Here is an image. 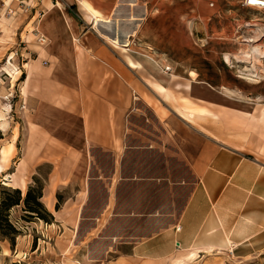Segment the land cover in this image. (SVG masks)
<instances>
[{
  "label": "rangeland",
  "instance_id": "obj_1",
  "mask_svg": "<svg viewBox=\"0 0 264 264\" xmlns=\"http://www.w3.org/2000/svg\"><path fill=\"white\" fill-rule=\"evenodd\" d=\"M73 2L0 0L1 118L13 123L25 118L21 112L29 110L24 89L27 75L34 68L38 70L46 65L51 46L55 45L53 54L71 56L69 43L81 33L69 17L73 15L79 22L76 15L81 10ZM224 4L231 5L227 1ZM50 8H53L50 16H44ZM227 9L232 10L230 14L221 10L206 19L191 18V23H199L201 27L194 28L189 40L179 37L180 44H131L134 52L127 53L110 44L117 52L114 51L116 59L130 55L141 61L145 57L139 52L150 58H146L150 61L145 64L147 69L130 68L150 85L137 81V93L128 117V135L119 160L116 162L110 152L93 151L95 159L86 173L85 207L74 211L73 226H48L52 223L29 215L23 203L13 207L10 218L21 233L13 248L8 240L0 239V264H108L120 253L124 239L147 236L171 225L195 185L196 176L188 158L198 150L196 143L204 137L237 151L240 158L264 162V53H259L264 50V11L243 8L239 3ZM247 23L260 27V37L254 41H244L245 36L255 33ZM216 28H223L222 36H217ZM41 35L46 42L39 40ZM251 48L254 56L238 57L240 52ZM153 60L163 62L160 65L163 71ZM35 61L39 63L37 67L33 65ZM166 65L172 66V70L166 72ZM192 71L196 72L195 76ZM57 73L65 78L72 76V65H58ZM151 82L162 83L169 91L160 86L155 89ZM30 83L34 88L39 81L33 79ZM195 109L202 114L194 117ZM56 112L51 114L55 131L65 133L81 146L80 119L67 121ZM65 124L69 125L68 129L63 128ZM0 127L5 137L0 139V147L5 152L10 148L8 144L18 138L19 129L8 127L2 131L4 127ZM22 141L21 137L14 144L9 163L0 162V174L5 171L0 176V190L19 188L25 196L30 186L46 185L52 165L43 161L31 170L24 169L20 164L25 147ZM116 170V176H112ZM15 172L17 178L13 182L9 175ZM24 180L25 190L19 187ZM75 191L73 183L62 187L58 193L60 205L65 197H73ZM107 203L109 209L99 221ZM152 215L160 219L153 223L148 219ZM248 243L236 254L231 250L215 251L204 264H264V238ZM201 262L190 260L177 264Z\"/></svg>",
  "mask_w": 264,
  "mask_h": 264
},
{
  "label": "crops",
  "instance_id": "obj_2",
  "mask_svg": "<svg viewBox=\"0 0 264 264\" xmlns=\"http://www.w3.org/2000/svg\"><path fill=\"white\" fill-rule=\"evenodd\" d=\"M73 1L81 10L76 16L82 28L75 16L68 15L81 29L78 39L69 43L71 56L55 55L51 51L55 45L51 46L46 65L38 70L34 68L27 75L28 84L24 89L29 110L21 112L25 113V118L13 123L0 117L2 131L8 127L19 129L18 138L8 144L10 148L3 152L0 147L1 165L9 163L14 144L21 137L25 147L20 164L24 169L31 170L43 161L51 163L42 201L55 217L48 226L60 228L73 226L74 211L85 207L84 194L88 190L85 180L95 159L93 151L110 152L116 162L119 160L128 135V117L137 93V81L149 84L145 77L131 71L147 69L148 55L139 52L145 57L141 61L130 55L123 60L118 56L116 59V50L110 44L125 53L134 52L131 44H180L179 37L189 40L194 28L201 27L194 21L191 23V18L206 19L221 10L230 14L232 10L227 7L239 3V0ZM226 1L231 5L224 4ZM210 2L215 6H210ZM52 4L55 6L53 1ZM51 11L53 8L45 11L44 16H50ZM97 17H101L98 26L95 25ZM215 33L222 36L223 28H216ZM117 37L122 45L112 42ZM154 62L163 71L160 66L163 62ZM33 65L37 67L39 63L35 61ZM58 65H72V76L61 77L62 73H57ZM192 75L196 72L192 71ZM33 79L39 81V87L35 84L31 88L29 81ZM154 83L151 82L155 89L160 86L168 90L162 83ZM56 111L64 120L80 119L81 146L65 133L55 131L51 114L56 115ZM195 111L194 117L202 114ZM63 128L68 129L69 125ZM196 145L198 150L188 158L196 182L177 220L150 235L124 239L120 253L108 264H177L190 260L204 264L215 251L231 250L229 252L236 254L237 250L247 247L248 242L264 238V162L240 158L237 151L228 150L210 137L200 139ZM47 148H50L48 152ZM3 173L5 171L0 176H4ZM116 174L117 170L112 176ZM9 176L14 182L17 173ZM20 183L19 187L25 190L26 181ZM70 183L76 185V191L73 197H65L57 209L58 193ZM108 209L107 203L99 221ZM148 219L154 223L160 218L152 215Z\"/></svg>",
  "mask_w": 264,
  "mask_h": 264
},
{
  "label": "trees",
  "instance_id": "obj_3",
  "mask_svg": "<svg viewBox=\"0 0 264 264\" xmlns=\"http://www.w3.org/2000/svg\"><path fill=\"white\" fill-rule=\"evenodd\" d=\"M1 131V130H0ZM3 135L0 133V139ZM44 186H30L26 195L23 196L19 188L0 190V239L8 240L13 248L16 238L21 233L19 228L10 218V210L20 204H24V210L31 216L42 219L47 223H53L54 214L45 206L42 201ZM56 208L59 209L61 197L58 195ZM2 251L0 245V252Z\"/></svg>",
  "mask_w": 264,
  "mask_h": 264
},
{
  "label": "bare ground",
  "instance_id": "obj_4",
  "mask_svg": "<svg viewBox=\"0 0 264 264\" xmlns=\"http://www.w3.org/2000/svg\"><path fill=\"white\" fill-rule=\"evenodd\" d=\"M85 3V2H84ZM85 5L87 6V8H89L91 11H92V13L93 14H95L96 15V13L85 3ZM134 5V4H133ZM99 20H101V17H97L96 18V21H95V25L96 26H98L99 25ZM131 20V19H130ZM107 22V21H106ZM101 25V24H100ZM246 26H248L249 27V29L251 30V31H253V32H255L254 34H252V35H250V36H245L246 38H244V41H246V42H250V41H254L255 39H257L258 37H260V34L258 33V30H260V27H258L259 25H257L256 23H247L246 24ZM125 29V28H124ZM127 30V29H126ZM125 31V30H124ZM118 38V37H117ZM239 39V38H238ZM238 41V40H237ZM112 42H114V43H116L117 45H122L121 44V41L119 40V38L118 39H116V41H112ZM125 43V42H124ZM249 44V43H248ZM260 48V47H259ZM252 49V48H251ZM249 50V49H248ZM253 52V49L251 50V51H243V52H240L239 54H238V57H240L241 59H246V58H248L250 55H253L254 56V54L252 53ZM256 52V51H255ZM254 52V53H255ZM258 53V52H257ZM259 53L260 54H263L264 53V50H261V51H259ZM258 53V54H259ZM237 54V53H236ZM256 54V53H255ZM257 54V55H258ZM256 55V56H257ZM225 58L228 60V58H229V55L228 54H226L225 55ZM230 59V58H229ZM250 69V68H249ZM11 72V71H10ZM251 75V74H250ZM0 117H1V115H0ZM1 126H3V124H1ZM2 128L0 127V130H1ZM4 149V148H3ZM5 181H6V179H4ZM5 181L3 182L4 184H6L5 183Z\"/></svg>",
  "mask_w": 264,
  "mask_h": 264
},
{
  "label": "built area",
  "instance_id": "obj_5",
  "mask_svg": "<svg viewBox=\"0 0 264 264\" xmlns=\"http://www.w3.org/2000/svg\"><path fill=\"white\" fill-rule=\"evenodd\" d=\"M239 5L243 8H250L257 11H264V0H239ZM210 6L214 7L215 3L210 2ZM39 40L41 42H46V38L44 36H40ZM164 70L169 72L172 70L170 65L164 66Z\"/></svg>",
  "mask_w": 264,
  "mask_h": 264
}]
</instances>
